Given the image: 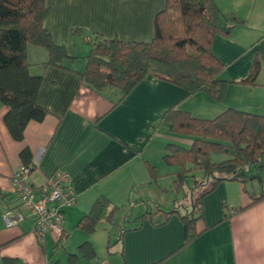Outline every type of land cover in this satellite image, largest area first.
<instances>
[{
  "label": "crops",
  "instance_id": "crops-1",
  "mask_svg": "<svg viewBox=\"0 0 264 264\" xmlns=\"http://www.w3.org/2000/svg\"><path fill=\"white\" fill-rule=\"evenodd\" d=\"M165 2L46 0L50 12L44 27L54 44L67 47L77 58L64 62L73 71L48 67L45 49L27 48L29 74L42 77L36 103L48 114L41 122L28 123L21 142L10 135L4 123L9 108L0 104V264H62L55 251L62 240L55 244L49 234L41 245L32 233L33 221L29 218L12 228L3 222V215L9 210L27 212L12 184L22 166L20 153L25 148L31 153L34 190L57 170H64L69 176L76 201L73 206L62 208L63 249L66 252L73 248L77 254V249L80 253L79 247L88 243L96 257L88 259L80 253L82 259L78 256L76 264L98 262V251L106 244L110 247L106 225L111 223L128 228L120 245L123 256L119 264H264V200L238 211L251 204L250 194L259 192L257 181H248L251 192L246 183L230 181L218 185L203 199L204 219L196 225L200 234L183 248L184 227L177 215L161 227L147 221L140 225L144 214L162 210L157 203L159 196L171 190L175 193L174 187L170 188L176 168L160 173L166 166L162 160L166 145L190 147L192 143L190 138L170 133L167 125L160 124L164 114L176 107L203 119H212L227 109L264 116V99L252 97L256 89H264V67L257 78V88L248 91L249 97L245 98L243 88H236L239 84L229 85L222 103L204 93L189 95L183 88L148 77L115 104L121 96L118 90L94 92L81 85L75 73L83 71L85 64L79 65L77 60L88 54L87 43L95 33L125 42L151 41L154 18ZM214 3L224 15L220 21L223 29L231 25L232 16L240 21L230 36H215L211 46L212 54L226 64L224 78L238 83L247 78L257 53V41L264 36V0ZM74 29L81 30V35L73 37ZM150 166L157 170L155 180L150 177ZM100 197L119 211L111 223L98 225L88 235L77 224ZM111 257L103 260L104 264H109Z\"/></svg>",
  "mask_w": 264,
  "mask_h": 264
},
{
  "label": "trees",
  "instance_id": "trees-1",
  "mask_svg": "<svg viewBox=\"0 0 264 264\" xmlns=\"http://www.w3.org/2000/svg\"><path fill=\"white\" fill-rule=\"evenodd\" d=\"M49 12L46 0H0V104L9 108L4 123L18 142L24 139L29 122H41L48 114L36 103L42 77L29 74L27 48L45 49L48 67L73 71L66 68L64 62L77 58L67 47L54 44L51 33L44 27ZM223 18L214 0H166L163 10L154 18L151 41L125 42L117 38L105 39L95 33L87 43L89 52L84 57L83 71L74 72L80 84L94 92L101 93L107 88L118 90L121 96L115 104L148 77L183 88L189 95L204 93L220 102L231 84L256 86L264 67L263 36L257 41V53L247 78L238 83L223 79L226 64L212 54V41L217 35L230 36L240 23L232 16L231 25L223 29L220 26ZM71 33L75 37L82 31L74 29ZM160 124L167 125L170 133L192 140L188 148L167 144L162 158L167 167L176 168L173 187L177 194L183 192L191 180V207L184 213L177 208L169 212L157 209L144 214L140 225L147 221L154 227H161L177 215L184 227L181 248L189 245L200 234L196 225L204 219L203 199L223 182L246 183L239 177L242 172L253 170L254 176L248 181H257L260 189L256 195L250 194L251 204L238 211L264 200L263 115L227 109L212 119H203L174 107L164 114ZM214 156L223 159L214 161ZM20 159L22 165L31 163L29 149L21 151ZM148 171L155 180L157 170L150 166ZM198 174L201 176L197 177ZM194 190H199L196 197ZM118 211V207L100 197L80 219L77 228L91 235L98 225L111 223ZM123 235L124 231L117 240L121 246ZM79 251L88 259L95 256L88 243L82 244ZM120 255L123 256L122 251ZM76 258L70 255L68 260L74 264Z\"/></svg>",
  "mask_w": 264,
  "mask_h": 264
},
{
  "label": "built area",
  "instance_id": "built-area-1",
  "mask_svg": "<svg viewBox=\"0 0 264 264\" xmlns=\"http://www.w3.org/2000/svg\"><path fill=\"white\" fill-rule=\"evenodd\" d=\"M32 169L30 164L22 165L12 178L13 189L27 212L23 214L9 210L3 215V222L7 228H12L29 218L33 221L32 233L41 245L49 234L58 244L65 238L61 228L62 208L73 206L76 201L69 176L64 170H57L41 187L34 190Z\"/></svg>",
  "mask_w": 264,
  "mask_h": 264
},
{
  "label": "rangeland",
  "instance_id": "rangeland-1",
  "mask_svg": "<svg viewBox=\"0 0 264 264\" xmlns=\"http://www.w3.org/2000/svg\"><path fill=\"white\" fill-rule=\"evenodd\" d=\"M85 48L88 49V46H85L84 49ZM80 55H82V54H80ZM77 62H79V65L82 63L85 64V60L82 59V57L79 58L77 60ZM223 79H225L224 76H223ZM256 84H257V81H256ZM231 85H235V84H231ZM256 86H258V85H256ZM256 86L238 85L236 88H243V90L245 91V98H247L250 95V94H248V91L252 90L251 87L257 88ZM261 88H264V87H261ZM238 90H241V89H238ZM225 96H226V93H225ZM225 96H224V99H225ZM255 96H258V97L264 99V89H256V91H254V93L252 95L253 99H255ZM224 99L222 101L216 102V103H222L224 101ZM192 102L194 104V100H192ZM261 102L263 103L262 107H264V100H261ZM261 111H264V110H261ZM183 147H185V146H183ZM186 148H188V147H186ZM213 159H214V161H219V160L223 159V157L214 156ZM173 170H175V168H168L165 166L164 168H162L160 173H163V172L168 173V172L173 171ZM200 176H201L200 174L197 175V177H200ZM252 176H254L253 170L250 171L249 173H243L242 172L239 176L240 179L246 181L247 191H249V192L252 191V188H251L250 183L248 182V179H250V177H252ZM263 180H264V177H263ZM190 181L191 180H189V183H188L189 185H186L184 187V191L179 193V194H177L176 192L174 193V191L171 190L173 188V184H172V187L170 188L171 191L167 195H161L158 197L157 203L160 205V208L165 212H168V211L173 210L174 208H177L178 211H180L181 213H184L186 210L190 209V207H191V191L189 190V187L192 185V183ZM198 193H199V190H196L195 194L193 196L196 197L198 195ZM156 209H157L156 206H154V210H156ZM114 224L111 223L109 225L108 224L106 225L107 231H108V237H110V247L108 248V244H106V247H104L103 250H99L98 251V257H97L98 262L93 263V264H104L105 261H103V260H105L106 258L111 257V256H112L111 261H109L110 259L108 260L109 264H119L121 262V255H120V251H119L120 244L115 243V242L119 238L121 232L128 229V228L127 227H119V226H116ZM108 226H109V229H108ZM74 238H75V236L72 238L73 243L75 242ZM64 242L65 241L63 239L62 242L58 245L57 249L55 250L57 253V257H60V259L62 260V264H65V262L68 260V258H69L68 253L69 254L70 253L75 254L72 252V251H74L73 248H71V250L68 249L65 252V250L63 249L64 245H65ZM75 255L77 257L79 256V258L82 259L81 254L78 252V249H77V254H75ZM76 261H77V259H76ZM83 262L84 263H82V264H86L87 261H83ZM68 264H72V263L68 261ZM74 264H76V262Z\"/></svg>",
  "mask_w": 264,
  "mask_h": 264
}]
</instances>
